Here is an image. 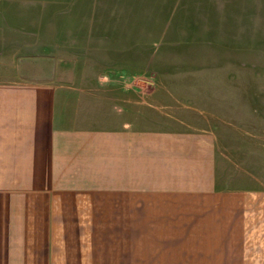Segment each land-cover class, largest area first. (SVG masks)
Here are the masks:
<instances>
[{
  "label": "crops",
  "instance_id": "0c3cea01",
  "mask_svg": "<svg viewBox=\"0 0 264 264\" xmlns=\"http://www.w3.org/2000/svg\"><path fill=\"white\" fill-rule=\"evenodd\" d=\"M37 75L0 80V264H264V185L200 97Z\"/></svg>",
  "mask_w": 264,
  "mask_h": 264
},
{
  "label": "rangeland",
  "instance_id": "374dc122",
  "mask_svg": "<svg viewBox=\"0 0 264 264\" xmlns=\"http://www.w3.org/2000/svg\"><path fill=\"white\" fill-rule=\"evenodd\" d=\"M37 74L196 95L264 185V0H0V80Z\"/></svg>",
  "mask_w": 264,
  "mask_h": 264
}]
</instances>
